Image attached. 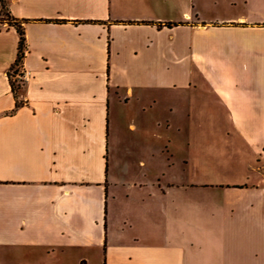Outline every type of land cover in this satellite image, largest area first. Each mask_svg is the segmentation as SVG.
I'll use <instances>...</instances> for the list:
<instances>
[{
	"label": "crops",
	"instance_id": "obj_1",
	"mask_svg": "<svg viewBox=\"0 0 264 264\" xmlns=\"http://www.w3.org/2000/svg\"><path fill=\"white\" fill-rule=\"evenodd\" d=\"M5 4L0 264H264V0Z\"/></svg>",
	"mask_w": 264,
	"mask_h": 264
},
{
	"label": "trees",
	"instance_id": "obj_2",
	"mask_svg": "<svg viewBox=\"0 0 264 264\" xmlns=\"http://www.w3.org/2000/svg\"><path fill=\"white\" fill-rule=\"evenodd\" d=\"M0 3L2 5L3 15L7 17V9H6L5 0H0ZM10 23L15 28L19 38H18L16 58L7 76L9 79L11 92L13 93L14 97L17 99V93H18V90L20 89V86H19L20 81L16 80L15 76L18 74H21L22 72V62L25 56L26 47H25L24 32H23L21 24L15 21H10ZM19 105L20 103L16 102L15 108L19 107Z\"/></svg>",
	"mask_w": 264,
	"mask_h": 264
},
{
	"label": "rangeland",
	"instance_id": "obj_3",
	"mask_svg": "<svg viewBox=\"0 0 264 264\" xmlns=\"http://www.w3.org/2000/svg\"><path fill=\"white\" fill-rule=\"evenodd\" d=\"M193 14H194V16H197L198 14H200V15H198V16H200V17H203V18H211V17H214V16H216V14H217V11L216 10H214L213 8H211V6L210 7H208V6H203V7H196V6H194V8H193ZM163 74H164V77L167 75L168 76V69H165V70H162L161 71ZM160 93L162 94V97H163V99L165 98V96L168 94V93H166L164 90H160ZM162 107H161V110H165V108H166V104L164 103V101L162 102ZM136 108V107H135ZM135 108L134 107H132V110L131 111H134L135 110ZM136 112V111H135ZM131 114H132V112H131ZM130 114V116L129 117H127V118H124L123 120H124V122L122 123V121H120L119 122V125H123V126H126L127 127V125L128 124H130V123H133V122H135L136 120H138L139 119V115L137 114V116H135V117H133V114L131 115ZM162 130H161V136H162V138H163V140H168V138H169V132H168V130L167 129H165V120H164V117H163V119H162ZM136 123V122H135ZM123 129V128H122ZM125 133V132H124ZM114 144H115V146L116 147H118V149H119V153H122V151L120 150L121 149V147H120V144H121V139L120 138H118V139H115V142H114ZM119 156H122L121 154H119Z\"/></svg>",
	"mask_w": 264,
	"mask_h": 264
},
{
	"label": "built area",
	"instance_id": "obj_4",
	"mask_svg": "<svg viewBox=\"0 0 264 264\" xmlns=\"http://www.w3.org/2000/svg\"><path fill=\"white\" fill-rule=\"evenodd\" d=\"M15 79L18 80V81H20V82H24L27 79V75L23 71V69H22L21 74H18V75L15 76Z\"/></svg>",
	"mask_w": 264,
	"mask_h": 264
}]
</instances>
